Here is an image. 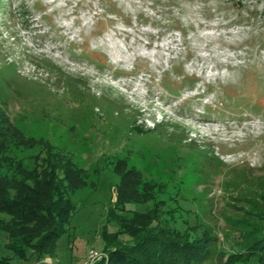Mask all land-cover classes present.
Instances as JSON below:
<instances>
[{"label": "rangeland", "instance_id": "1", "mask_svg": "<svg viewBox=\"0 0 264 264\" xmlns=\"http://www.w3.org/2000/svg\"><path fill=\"white\" fill-rule=\"evenodd\" d=\"M0 110L88 170L48 264L105 252L118 159L182 230L225 244L264 221V0H0Z\"/></svg>", "mask_w": 264, "mask_h": 264}, {"label": "trees", "instance_id": "2", "mask_svg": "<svg viewBox=\"0 0 264 264\" xmlns=\"http://www.w3.org/2000/svg\"><path fill=\"white\" fill-rule=\"evenodd\" d=\"M115 169L121 181L110 218L119 229L106 232V256L95 264H264V221L248 235L239 234L237 242L217 244L211 235L162 218L155 178L124 159L116 160ZM87 171L50 140L26 135L0 110V231L9 234L7 246L16 255L30 253L37 264L56 255V239L76 208L71 193L87 185ZM150 201L146 212L126 211V204ZM0 264L13 263L0 256Z\"/></svg>", "mask_w": 264, "mask_h": 264}, {"label": "built area", "instance_id": "3", "mask_svg": "<svg viewBox=\"0 0 264 264\" xmlns=\"http://www.w3.org/2000/svg\"><path fill=\"white\" fill-rule=\"evenodd\" d=\"M106 256V253L97 250H91L87 253L86 257L78 264H95L98 260Z\"/></svg>", "mask_w": 264, "mask_h": 264}, {"label": "bare ground", "instance_id": "4", "mask_svg": "<svg viewBox=\"0 0 264 264\" xmlns=\"http://www.w3.org/2000/svg\"><path fill=\"white\" fill-rule=\"evenodd\" d=\"M152 101H153V100H152ZM152 101H151V102H152Z\"/></svg>", "mask_w": 264, "mask_h": 264}]
</instances>
